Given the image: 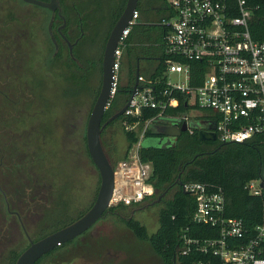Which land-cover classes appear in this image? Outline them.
Instances as JSON below:
<instances>
[{
    "label": "built area",
    "instance_id": "1",
    "mask_svg": "<svg viewBox=\"0 0 264 264\" xmlns=\"http://www.w3.org/2000/svg\"><path fill=\"white\" fill-rule=\"evenodd\" d=\"M164 3L170 15L161 21L164 29L162 43L165 55L163 85L160 81L137 76L136 91L123 112L125 117H138L143 109L157 110V115L144 122L143 129L152 121H167L185 125L190 135L192 122L206 120L213 124L211 131L220 144H243L262 137L264 144V41H253L247 29L250 9L245 0H157ZM237 11L236 16L229 17ZM133 11L125 30L113 51L111 67L112 98L117 86L123 41L135 25ZM201 61L202 76L197 85H190L187 63ZM176 75L170 82L168 75ZM183 103L182 114L163 116L167 108ZM208 112L210 117L202 116ZM135 124L127 126L133 130ZM142 137V134H141ZM134 144L113 170V187L108 206H136L153 195L149 182L151 165L138 157L139 142ZM262 184V186H260ZM184 193L194 198L191 223L216 230L215 238H189L186 230L179 235L178 253L190 251L204 259L192 264H264V227L255 226L247 233L235 218L224 216V197L213 185L188 183L180 185ZM244 189L252 196L264 191V165L260 176L249 181Z\"/></svg>",
    "mask_w": 264,
    "mask_h": 264
},
{
    "label": "flooded vegetation",
    "instance_id": "2",
    "mask_svg": "<svg viewBox=\"0 0 264 264\" xmlns=\"http://www.w3.org/2000/svg\"><path fill=\"white\" fill-rule=\"evenodd\" d=\"M3 3L4 0H0V10ZM77 4H64L62 0H58V8L54 11L37 7L46 14H40L42 19L37 16L38 18L32 21L31 36L25 35L28 26L14 19L11 13L6 19L0 15V264H15L30 243L73 223L90 209L95 200L96 195L88 200V206H85V200L82 204L71 201L70 204L65 203L61 188L58 185L52 187L42 174L37 173L38 162L42 161L37 149L39 150L44 136L36 126L45 109L42 103L44 91L56 90L57 97L59 95L63 100L66 99L62 103L66 115L64 119L56 121L60 137L66 138L75 131L78 133L77 137H82V148L86 150L85 126L88 117L79 119L80 128L74 127L69 124V113L72 106L83 105L84 95L81 93L86 89L91 90L90 86H86L89 75L98 76V85L95 82L90 92L99 90L100 63L105 41L94 51V55L84 56L80 53L83 42L89 37L86 27L90 26L91 22L81 19ZM45 16L47 19H44ZM69 16L72 17L71 20L66 19ZM41 32L45 35L43 41L38 36ZM70 91H77L75 93L81 95L77 103H69L67 100ZM116 91L120 96L118 100L125 103L126 94L122 92L121 86ZM76 117L79 118L78 115ZM29 119L34 122H29ZM164 126L178 129L181 125L167 121H150L144 131L149 130L154 134L153 137L147 138L153 146L174 147L185 140L186 130L180 132L175 141L173 138L162 136L160 132ZM190 126L197 132L204 128L211 129L213 124L198 120ZM77 129L79 132L81 130V133ZM107 129L102 130L103 135ZM33 141H36V144H33ZM104 143L108 152L107 159L113 160L110 136ZM54 193L59 195L54 196ZM161 203L163 202L159 197L145 200L137 207L122 209L128 208V213L122 210L109 211L108 206L102 216L87 230L41 255L33 264H69V257L73 255L86 261L85 264H101L103 260H108L109 264H124L126 256L120 250L114 249L119 246V241L94 244L85 242V238L98 222L134 220L137 211ZM68 210L73 211L71 215ZM67 220L72 221L53 230L55 226ZM143 247L149 250L146 244ZM152 257L156 264H163L154 255ZM114 258L120 259L116 261Z\"/></svg>",
    "mask_w": 264,
    "mask_h": 264
},
{
    "label": "trees",
    "instance_id": "3",
    "mask_svg": "<svg viewBox=\"0 0 264 264\" xmlns=\"http://www.w3.org/2000/svg\"><path fill=\"white\" fill-rule=\"evenodd\" d=\"M37 1L45 2L47 0ZM156 1H137L135 8L137 20L135 25L132 26L133 28L130 27L123 41L117 86L113 97L110 99L102 115L101 122L113 115L124 105V101L120 102L116 98L118 96L116 90L120 87L118 81L121 73L124 74L126 81L121 86V89L126 94V100L128 99L137 65H139V61L146 55V52L141 48L143 41H152L150 46L161 47L159 53H156L154 56L156 60L155 68L144 77L150 80L158 79L160 83L155 85L157 90H161L164 87L162 84L165 69L164 61L171 59V55L164 54L162 43L164 29L160 26V23L166 17L155 14H151V16L149 14L153 8L152 6L157 4ZM88 2L90 0H62L64 4L78 3L77 8L81 19L89 21L91 24L97 23V18L95 19L93 13L100 11L102 16H104L102 18L108 22L104 37L105 41L109 30L123 9L125 0H96L91 5ZM245 2L250 9V18L247 23L249 35L253 41H264V0H245ZM236 14L237 11L235 10L229 14V17H234ZM169 15L170 10L167 16ZM66 19L71 20L69 17ZM151 24L159 26H150ZM179 62L189 65L190 85H197L202 76V62L182 59H179ZM138 76H141L139 71ZM171 96L179 99L178 105L174 109L167 108L163 112V116L182 114L186 111L180 97L177 94H172ZM205 114V116H211L208 112H205ZM156 115L157 110L143 109L138 117L131 118L121 115L108 123L104 128L105 130L118 122L125 141L123 154L110 161L111 167H114L117 160H123L129 149L138 142L140 133L143 135L139 142L138 157L141 162L151 165L149 182L154 191L152 197L147 200H154L173 189L170 198L164 201L162 207L157 211V228L154 233L148 235L144 226L135 220L122 221L133 237L138 242L145 243L150 252L163 264H192L193 262L203 260V255L193 251H190L185 256H181L178 253L180 246L179 235L184 230H186V235L189 238L210 239L217 236L215 229L191 223L190 216L194 209V198L180 189V185L188 183L213 185L218 188L224 197V216L240 220L243 229L247 233L251 232L255 226L264 227V191L259 196H252L244 189V186L249 181L256 180L260 176V170L264 165L263 138L257 137L243 144H220L216 141L200 142L197 140V132L193 131L190 135L186 133L185 140L174 147L153 146L147 138L153 137L154 134L149 130L144 131L142 125H144L145 121ZM133 124L136 127L138 125L141 126L138 129L139 135H137L136 129H125L126 126ZM103 131L100 134V143L105 155L108 156L103 140ZM111 150L114 154L113 157H115L116 151H114L113 147ZM85 152L91 163L86 150ZM160 198L162 200V197ZM123 208L126 207L119 204L109 207L108 210L119 212ZM71 221H64L55 226L53 230Z\"/></svg>",
    "mask_w": 264,
    "mask_h": 264
},
{
    "label": "rangeland",
    "instance_id": "4",
    "mask_svg": "<svg viewBox=\"0 0 264 264\" xmlns=\"http://www.w3.org/2000/svg\"><path fill=\"white\" fill-rule=\"evenodd\" d=\"M95 2L96 0H90L88 4L91 5ZM9 13H11V16L14 19H18V21H20L22 24L28 26L27 32L25 34L27 36L32 35V32L30 31V26L33 23L32 21L36 20L38 18L37 16H41L40 14H46V12L39 10L37 7L24 4L19 0H4L2 9L0 10V15L2 14V18L6 19ZM93 15L95 16V19L97 18V23L90 24V26L87 25L86 27V33H88L89 37L86 38V40L83 42V47L80 48V53L84 56H90L91 54L94 55V51H96L98 47L102 46L108 27V22L106 19L102 18L104 16H102L100 11L94 12ZM42 17L43 16H41V19ZM69 18L72 19L70 16ZM44 19H47V17L45 16ZM38 36H40L41 40H44L43 37L45 35L42 32L39 33ZM150 44H152V41L142 42L141 48L146 52V55L139 61V65H137L136 68L141 76H147L153 71L156 66V60L154 59V56L161 50V47H152ZM119 77L120 79L118 81V85L122 86L126 82L125 76L123 73H121ZM96 78H98V76L94 74L87 77L86 86H90L91 90L95 85V82L96 85H98V80L96 81ZM168 80L170 82H174L176 80V75H168ZM91 90L86 89L85 92L81 93L82 96L84 95V102L81 107H75V105L71 107V112L69 113L70 125L80 128L81 124H79V119L85 118V116L88 117L98 92V90L96 92H90ZM75 92L77 91H70V94L67 97L69 103H77L80 99L81 95H77ZM42 95V103H44L45 109L43 110V117L39 118L36 127L37 130L44 136V139L39 145V150L37 149L39 157L41 156L42 158V161L38 162L39 170L37 173L42 174L48 184L52 185V187L58 185L61 188L65 203L70 204L71 201L75 202V204H82L85 200V206H88V200L93 199V197L96 195L95 193L99 185L97 173L89 162L87 155H85V149L82 148V137H77L78 133L76 132V135L75 131L68 134L66 138H62L59 135V130L57 127L58 124L56 121L64 119L63 117L66 115L62 105L66 99L63 100L59 95L57 97V91L51 89H49L48 92L44 91ZM119 97L120 96L118 95L116 98ZM76 115H78L79 118H77ZM29 122L34 121L30 120ZM140 128L141 126L139 125L137 127L135 126L134 128L137 131V135L140 133L138 131ZM72 130L73 129L70 127V131ZM79 133H81V130ZM109 136L112 142V147L114 151H116V155L113 157V159L118 158L123 154L125 147V141L118 122L108 127L105 135H103V140L105 141V139ZM140 137L141 133L138 136V139ZM35 142L36 141H33L32 143L36 144ZM82 149H84V151ZM118 161L119 160H117V162ZM172 191L173 189L167 192L165 191L166 193H164L165 195L162 197V202L167 201L170 198ZM48 192L49 190L47 193ZM58 195L59 193H54V196ZM162 205L163 203L149 206L148 208L137 211L134 215L133 219L144 226L148 235L154 233L157 228L156 215L157 211L162 207ZM137 206L138 205H136V207ZM127 209L122 211L127 212ZM69 212L67 213L71 215L73 211L70 210ZM114 240L119 241V246L114 247V249L120 250V252H122L127 258L124 264H156V261L154 257H152L153 255L150 250L143 247V245L145 246V243L138 242L120 220H106L98 222L84 241L92 242L94 244H106L112 243ZM70 258L71 260L69 261V264L86 263V261L84 262L83 259H79L74 255L69 257V259ZM114 259L117 261L120 258ZM101 264H109V261L103 260Z\"/></svg>",
    "mask_w": 264,
    "mask_h": 264
},
{
    "label": "water",
    "instance_id": "5",
    "mask_svg": "<svg viewBox=\"0 0 264 264\" xmlns=\"http://www.w3.org/2000/svg\"><path fill=\"white\" fill-rule=\"evenodd\" d=\"M21 1L49 11H54L58 8V0H48L47 2H41L37 0ZM137 1L138 0H125V4L120 15L108 32L100 63V87L86 121V151L92 165L97 171L99 178V185L95 200L90 209L73 223L47 235L46 237L34 243H30V246L23 253H21L15 264H33L35 260H37L41 255L53 249L57 245L67 242L83 233L97 219H99L102 216V213L108 208V202L110 200L113 187V170L102 149L100 143V134L108 123L112 122L123 114L127 106V100L131 99L134 95L137 86V70L134 74L132 89L130 90L128 99L124 105L117 112L111 115L104 123H101V119L111 99L110 89L112 82L111 67L113 62V51L119 41L121 32L126 29L127 23L130 21L133 11H135ZM150 26L159 25L151 24ZM47 30L49 32V26ZM185 130L186 128L184 125H181L178 129L172 126H164L162 127L160 134L164 137L173 138L175 141L178 134L180 132H184ZM196 135L197 140L200 142H213L215 140L214 134L210 128L200 129L197 131ZM260 186H262V184H260ZM162 196L163 194L160 197Z\"/></svg>",
    "mask_w": 264,
    "mask_h": 264
},
{
    "label": "crops",
    "instance_id": "6",
    "mask_svg": "<svg viewBox=\"0 0 264 264\" xmlns=\"http://www.w3.org/2000/svg\"><path fill=\"white\" fill-rule=\"evenodd\" d=\"M157 4H155L154 6H152L153 8L150 10V15H159V16H165L167 17V15L169 14V9L168 7L164 4L161 3L159 1H156ZM151 15V16H152ZM143 78H145L144 76H142ZM202 116L204 117L206 114L205 113H201Z\"/></svg>",
    "mask_w": 264,
    "mask_h": 264
}]
</instances>
